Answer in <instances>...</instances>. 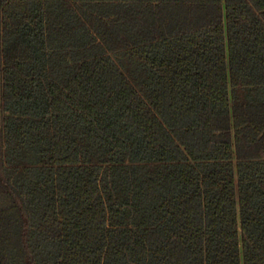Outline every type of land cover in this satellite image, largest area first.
<instances>
[{"label": "trees", "instance_id": "trees-1", "mask_svg": "<svg viewBox=\"0 0 264 264\" xmlns=\"http://www.w3.org/2000/svg\"><path fill=\"white\" fill-rule=\"evenodd\" d=\"M0 264H264V0H0Z\"/></svg>", "mask_w": 264, "mask_h": 264}]
</instances>
